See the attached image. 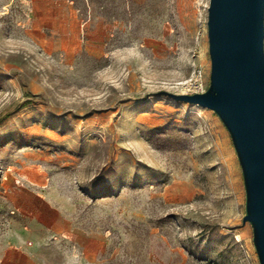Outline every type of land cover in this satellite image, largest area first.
Segmentation results:
<instances>
[{
  "label": "rangeland",
  "instance_id": "obj_1",
  "mask_svg": "<svg viewBox=\"0 0 264 264\" xmlns=\"http://www.w3.org/2000/svg\"><path fill=\"white\" fill-rule=\"evenodd\" d=\"M208 4L0 0V264H259L227 130L160 93L207 88Z\"/></svg>",
  "mask_w": 264,
  "mask_h": 264
},
{
  "label": "water",
  "instance_id": "obj_2",
  "mask_svg": "<svg viewBox=\"0 0 264 264\" xmlns=\"http://www.w3.org/2000/svg\"><path fill=\"white\" fill-rule=\"evenodd\" d=\"M209 84L176 101L212 110L227 130L244 187L243 222L252 230L259 264H264V0H209Z\"/></svg>",
  "mask_w": 264,
  "mask_h": 264
},
{
  "label": "crops",
  "instance_id": "obj_3",
  "mask_svg": "<svg viewBox=\"0 0 264 264\" xmlns=\"http://www.w3.org/2000/svg\"><path fill=\"white\" fill-rule=\"evenodd\" d=\"M45 203L49 209H54V206L49 201ZM14 249L12 258L6 260L7 264H29L32 261L33 258L23 249L21 244L15 246Z\"/></svg>",
  "mask_w": 264,
  "mask_h": 264
},
{
  "label": "built area",
  "instance_id": "obj_4",
  "mask_svg": "<svg viewBox=\"0 0 264 264\" xmlns=\"http://www.w3.org/2000/svg\"><path fill=\"white\" fill-rule=\"evenodd\" d=\"M206 85L203 81L202 71L196 69L193 78L185 85V94L200 93L205 91Z\"/></svg>",
  "mask_w": 264,
  "mask_h": 264
},
{
  "label": "bare ground",
  "instance_id": "obj_5",
  "mask_svg": "<svg viewBox=\"0 0 264 264\" xmlns=\"http://www.w3.org/2000/svg\"><path fill=\"white\" fill-rule=\"evenodd\" d=\"M181 94H185V92L184 93H181Z\"/></svg>",
  "mask_w": 264,
  "mask_h": 264
}]
</instances>
